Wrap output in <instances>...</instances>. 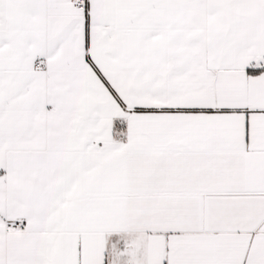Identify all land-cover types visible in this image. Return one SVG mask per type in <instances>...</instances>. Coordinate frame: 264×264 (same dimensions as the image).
Instances as JSON below:
<instances>
[{"label": "snow or ice", "instance_id": "snow-or-ice-1", "mask_svg": "<svg viewBox=\"0 0 264 264\" xmlns=\"http://www.w3.org/2000/svg\"><path fill=\"white\" fill-rule=\"evenodd\" d=\"M0 264H264V0H0Z\"/></svg>", "mask_w": 264, "mask_h": 264}]
</instances>
